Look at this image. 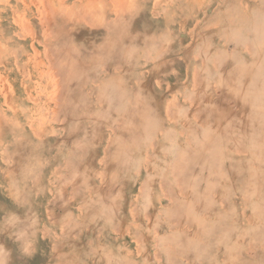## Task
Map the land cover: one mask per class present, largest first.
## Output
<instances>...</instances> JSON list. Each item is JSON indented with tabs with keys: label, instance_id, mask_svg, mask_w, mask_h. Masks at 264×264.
Segmentation results:
<instances>
[{
	"label": "rangeland",
	"instance_id": "1",
	"mask_svg": "<svg viewBox=\"0 0 264 264\" xmlns=\"http://www.w3.org/2000/svg\"><path fill=\"white\" fill-rule=\"evenodd\" d=\"M86 1L0 0V264H264V0Z\"/></svg>",
	"mask_w": 264,
	"mask_h": 264
},
{
	"label": "bare ground",
	"instance_id": "2",
	"mask_svg": "<svg viewBox=\"0 0 264 264\" xmlns=\"http://www.w3.org/2000/svg\"><path fill=\"white\" fill-rule=\"evenodd\" d=\"M23 1H24V0H23ZM47 1H49V0H47ZM93 1H94V0H93ZM93 1H92V3H94ZM117 1H118V0H117ZM86 2H89V0L86 1ZM86 2H85V3H86ZM95 2H96V1H95ZM122 2H125V0H121L120 4H119V2H118V5L120 6ZM89 3H90V2H89ZM89 3H88V5H89ZM153 3H154V2H153ZM118 5H117V6H118ZM89 6L91 7V4H90ZM123 6H124V4H123ZM87 7H88V6H87ZM87 7L85 6L86 9H87ZM121 7H122V6H121ZM121 7H120V8H121ZM52 8H53V7H52ZM58 8H59V7H58ZM49 9H50V8H49ZM87 10H88V9H87ZM114 10H115V9H114ZM122 10H123V9H122ZM49 11H50V10H49ZM57 11H58V10H57ZM110 11H112V10H110ZM116 11H117V10H116ZM114 15H115V14H114ZM110 17H111V16H109V18H108V19H109V22L115 20V18L113 19V17H111V18H110ZM114 17H115V16H114ZM28 27H29V26H28ZM45 34H46V33H45ZM44 36H45V35H44ZM46 36H47V35H46ZM99 43H100V42H99ZM30 44H31V43H30ZM30 46H31V45H30ZM162 46H163V44H162ZM31 47H32V46H31ZM47 47H48V46H47ZM69 47H70V46H69ZM73 47H74V46H73ZM64 49H65V48H64ZM67 49H68V48H67ZM50 53H51V52H50ZM67 53H69V52H67ZM51 55H52V54H51ZM68 55H69V54H68ZM35 56H36V55H35ZM52 58H53V57H52ZM48 60H49V59H48ZM36 61H37V60H36ZM41 62H43V61H41ZM53 62H54V59H53ZM78 62H80V61H78ZM226 62H227V61H226ZM80 63H81V62H80ZM119 63H120V62H119ZM35 64H36V63H35ZM43 64H44V63H43ZM108 64H109V63H108ZM226 64H227V63H226ZM228 64H229V63H228ZM48 65H50V63H49ZM51 65H52V63H51ZM115 66H116V65H115ZM43 68H44V67H43ZM51 69H52V68H51ZM55 69H56V68H55ZM103 69H104V68H103ZM42 70H43V69H42ZM60 70H61V69H60ZM40 71H41V70H40ZM46 71H47V69L45 70V72H46ZM55 71H56V70H55ZM48 72H49V71H48ZM56 72H57V71H56ZM234 73H235V72H234ZM54 74H55V73H53V75H54ZM57 74H58V73H57ZM59 74H60V73H59ZM59 74H58V75H59ZM49 75H50V74H49ZM63 77H64V76H63ZM50 78H51V77H50ZM52 78H53V77H52ZM247 79H248V78H247ZM56 81H59V79L56 78ZM244 81H245V80H244ZM73 82H74V81H72L71 83H73ZM51 83H52V81H51ZM54 83H55V82H54ZM71 83H70V84H71ZM243 83H244V82H243ZM2 84H3V83H2ZM56 84H59V82H56ZM60 84H61V83H60ZM155 85H156V84H155ZM169 85H170V84H169ZM56 86H57V85H56ZM59 86H62V85H59ZM68 87H70V86H68ZM54 89H55V88H54ZM57 89H58V88H57ZM57 89H56L55 95L57 94ZM60 89H61V87L59 88V90H60ZM59 90H58V91H59ZM61 91H62V89H61ZM58 93H59V92H58ZM51 94H52V92H51ZM145 94L147 95V93H145ZM55 95H54V97H55V98H56V97L58 98V96H57V95L55 96ZM226 96H227V95H226ZM143 97H144V95H143ZM145 97H146V96H145ZM147 97H148V96H147ZM5 98H6V97H5ZM51 98H53V96H52ZM225 98H226V97H225ZM73 99H74V98H73ZM57 100H58V99H57ZM51 101H52V100H51ZM147 101H148V100H147ZM171 101H172V100H171ZM172 102H173V101H172ZM235 102H236V101H235ZM237 102H238V101H237ZM50 103H51V102H50ZM53 103H54V101H53ZM55 103H56V102H55ZM146 103H147V102H146ZM148 103H149V102H148ZM57 104H58V102H57ZM150 104H151V103H150ZM165 104H166V103H165ZM68 105H69V104H68ZM140 105H141V104H140ZM167 105H168V104H167ZM170 105H171V104H170ZM69 106H70V105H69ZM165 107H166V106H165ZM167 107H168V106H167ZM53 108H54V107H53ZM56 108H57V106H56ZM51 109H52V108H51ZM168 109H169V108H168ZM170 109H171V107H170ZM172 109H173V108H172ZM201 109H202V108H201ZM46 110H48V108H47ZM52 110H53V109H52ZM54 110H55V109H54ZM240 110H241V109H240ZM63 111H64V110H63ZM108 111H109V109H108ZM138 111H139V110H138ZM202 112H203V111H202ZM51 113H52V112H51ZM57 113H58V112H57ZM59 113H60V112H59ZM110 114H111V112H110ZM2 115H3V114H2ZM56 115H57V114H56ZM145 115L148 116L149 114H145ZM194 115H195V114H194ZM51 116H52V115H51ZM57 116H58V115H57ZM61 116H62V115H61ZM52 117H53V116H52ZM68 117H69V116H68ZM121 117H122V116H121ZM197 117H199V116H197ZM4 118H5V117H4ZM6 118H7V117H6ZM9 118H11V117H9ZM12 118H13V117H12ZM65 118H66V117H65ZM134 118H135V117H134ZM200 118H201V117H200ZM202 118H203V117H202ZM7 119H8V118H7ZM48 119H49V118H48ZM52 119H53V118H52ZM59 119H60V117H59ZM117 119H118V118H117ZM117 119H116V120H117ZM54 120H55V119H54ZM135 121H136V119H135ZM17 122H18V121H17ZM19 122H20V121H19ZM28 122H29V121H28ZM219 122H220V121H219ZM65 123H66V122H65ZM115 123H116V121H115ZM62 124H63V123H62ZM107 124H108V123H107ZM117 124H118V123H116V125H117ZM137 124H138V123H137ZM119 125H120V124H119ZM122 125H123V123H121V126H122ZM108 126H109V125H108ZM116 127H117V126H116ZM29 128L31 129L32 126H30ZM61 128H63V127H61ZM33 129H34V128H33ZM40 129H41V128H40ZM109 129H110V128H109ZM163 129H164V128H163ZM43 130H44V129H43ZM43 130H42V131H43ZM42 131H41V132H42ZM159 132H160V131H159ZM110 134H111V133H110ZM96 136H97V135H96ZM98 136H99V135H98ZM107 136H108V135H107ZM186 139H187V138H186ZM113 144H114V143H113ZM105 147H106V145H105ZM107 147H108V145H107ZM112 148H113V147H112ZM149 148H150V147H149ZM190 148H191V147H190ZM100 149H101V148H100ZM103 149H104V148H103ZM104 150H105V149H104ZM104 150H103V151H104ZM107 150H108V149H107ZM192 150H193V149H192ZM236 150H237V149H236ZM188 152H190V151H188ZM103 154H104V153H103ZM108 155H109V154H108ZM101 157H102V156H101ZM104 157H105V155H104ZM104 157H103V158H104ZM147 157H148V156H147ZM15 158H16V157H15ZM106 159H107V158H106ZM99 162H100V161H99ZM105 163H106V161H105ZM19 165H20V164H19ZM114 165H115V164H114ZM144 165H145V163H144ZM122 166H123V165H122ZM93 168H94V167H93ZM121 168H122V167H121ZM196 168H197V167H196ZM103 169H104V168H103ZM115 171H117V170H115ZM99 172H100V171H99ZM121 172H122V171H121ZM101 173H102V172H101ZM115 173H116V172H115ZM126 173H127V172H126ZM102 175H103V173H102ZM76 176H77V175H76ZM106 176H107V175H106ZM120 177H121V176H120ZM190 178H191V177H190ZM158 179H159V178H158ZM176 179H177V178H176ZM190 180H191V179H190ZM77 181H78V180H77ZM159 181H160V180H159ZM177 182H178V181H177ZM105 183H106V182H105ZM105 185H106V184H105ZM161 185H162V184H161ZM176 185H177V183H176ZM107 186H108V185H107ZM138 186H139V185H138ZM164 186H165V184H164ZM177 186H178V185H177ZM187 187H188V186H187ZM178 188H179V187H178ZM113 189H114V188H113ZM179 189H180V188H179ZM66 190H67V189H66ZM72 191H73V190H72ZM48 192H50V190H49ZM89 193H90V191H89ZM161 193H162V192H161ZM54 195H55V194H54ZM72 195H73V194H72ZM75 195H76V194H75ZM67 196H68V195H67ZM54 197H55V196H54ZM54 197H53V198H54ZM73 197H74V195H73ZM169 198H170V197H169ZM54 200H55V199H54ZM133 200H135L134 197H133ZM55 201H56V200H55ZM81 201H82V200H81ZM220 201H221V200H220ZM77 204H78V203H77ZM159 204H160V202H159ZM220 204H221V203H220ZM60 205H61V204H60ZM130 206H131V205H130ZM44 209H45V208H44ZM47 210H48V209H47ZM47 210H46V211H47ZM128 210H129V209H128ZM130 210H131V209H130ZM63 211H64V210H63ZM78 212L81 213L80 211H78ZM48 213H49V212H48ZM61 213H62V212H61ZM45 214H46V213H45ZM129 214H130V212H129ZM131 215H134V214L131 213ZM56 216H57V215H56ZM75 216H76V215H75ZM52 218H53V217H52ZM48 219H49V218H48ZM119 219H120V218H119ZM177 219H178V218H177ZM177 219H176V220H177ZM179 220H180V219H179ZM179 220H178V223H180ZM170 222H171V221H170ZM98 223H99V222H98ZM187 223H188V222H187ZM130 224H131V223H130ZM194 225H195V224H194ZM175 227H177V226H175ZM186 228H187V227H186ZM175 229H177V228H175ZM178 229H179V228H178ZM197 230H198V229H197ZM110 231H111V230H110ZM153 232H154V231H153ZM53 235H54V234H53ZM154 236H155V235H154ZM154 238H155V237H154ZM155 241H156V240H155ZM155 241H154V242H155ZM51 245H52V244H51ZM76 249H77V248H76ZM73 250H74V249H73ZM250 250H251V249H250ZM124 253H125V252H124ZM124 255H125V254H124Z\"/></svg>",
	"mask_w": 264,
	"mask_h": 264
}]
</instances>
